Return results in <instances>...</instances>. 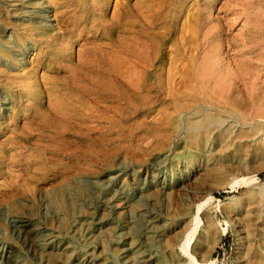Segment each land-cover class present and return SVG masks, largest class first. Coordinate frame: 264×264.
<instances>
[{
  "label": "rangeland",
  "instance_id": "374dc122",
  "mask_svg": "<svg viewBox=\"0 0 264 264\" xmlns=\"http://www.w3.org/2000/svg\"><path fill=\"white\" fill-rule=\"evenodd\" d=\"M179 1L0 0V264H264V0Z\"/></svg>",
  "mask_w": 264,
  "mask_h": 264
},
{
  "label": "bare ground",
  "instance_id": "6f19581e",
  "mask_svg": "<svg viewBox=\"0 0 264 264\" xmlns=\"http://www.w3.org/2000/svg\"><path fill=\"white\" fill-rule=\"evenodd\" d=\"M33 1H38V2H40V1H44V0H33ZM118 1V0H117ZM163 1V6H162V4H161V6L163 7H159L160 6V0H158V1H156V0H148L147 2L145 1V0H139V2L137 3V4H139V5H137V9H136V11H134V12H136V17H137V30L139 31V33H145V34H148V35H150L151 37H159L161 34L162 35H167V34H170V33H173V32H175V33H179L181 36H184V33H185V31H183V30H185L184 29V26H185V23H183V22H179L180 21V18H179V20H177L178 18H177V15H176V13H178V12H182V9H180V8H177L176 6L177 5H179L180 4V1L178 0H162ZM115 3V2H114ZM177 3V5H174V4H176ZM116 7V6H115ZM114 7V8H115ZM122 7V6H121ZM101 16H102V14H101ZM115 16V15H114ZM147 16H149L150 18H151V22H149V24H146V21H145V17H147ZM113 20H115V19H113ZM117 20V19H116ZM147 21H148V19H146ZM113 24V23H112ZM114 24H117L116 22L114 23ZM113 24V25H114ZM174 26V25H177V28L175 29V30H173L172 31V29L170 30L169 29V26ZM178 25H181L182 27H180V28H178ZM102 28H105V24L103 23V21H102ZM167 29V30H166ZM162 30H166L165 32H162ZM101 32H102V35H104L105 34V30H101ZM138 35V34H137ZM133 36V35H132ZM130 38H132V37H130ZM87 39V38H86ZM91 39V38H90ZM122 40V39H121ZM87 41V40H86ZM135 41H136V39H135ZM143 41V40H142ZM141 41V42H142ZM129 42V41H128ZM144 42V41H143ZM135 43V42H134ZM146 43H148V42H146ZM132 44V43H131ZM141 45V44H140ZM136 46H137V43H136ZM142 46V45H141ZM140 47V46H139ZM139 47H137L138 49H139V52H140V50H141V48H139ZM144 48H145V50H147L146 48H147V46H143ZM142 47V48H143ZM133 48V47H132ZM100 49H102V48H98V50H100ZM135 49V48H134ZM126 51V50H125ZM181 51H183V50H181ZM142 52V51H141ZM148 52V51H147ZM184 52V51H183ZM32 53V52H31ZM129 53V52H128ZM169 53V52H168ZM146 55H147V53H145ZM123 55V54H122ZM139 55V54H138ZM142 55V54H141ZM141 55H139V56H141ZM146 55H144V56H146ZM124 57H126V56H124ZM128 57H130L129 55H128ZM132 57V56H131ZM137 58H138V56H136ZM134 59H136V58H134ZM134 59H131V60H134ZM141 59H142V57H141ZM146 59V58H145ZM130 60V59H129ZM126 61H128V60H126ZM137 61V63H139L138 62V60H136ZM135 61V62H136ZM131 62V61H130ZM133 62V61H132ZM132 62H131V64H132ZM141 62V61H140ZM147 62V61H146ZM127 63V65H128V62H126ZM144 63H145V61H144ZM148 63V62H147ZM136 64V63H135ZM135 64H133L134 66H135ZM149 64V63H148ZM147 64V65H148ZM183 64V63H182ZM127 65H126V67H127ZM137 65V64H136ZM139 65V64H138ZM137 65V66H138ZM140 66H146V65H140ZM182 66V65H181ZM124 67H125V65H124ZM129 67V66H128ZM135 68V67H134ZM139 69H140V67H138ZM146 68V67H145ZM181 68H183V66L181 67ZM148 69V68H147ZM118 70V69H117ZM132 71H133V69H131ZM141 70H142V68H141ZM123 71V70H122ZM97 73H98V71H97ZM105 73V72H104ZM128 73V72H127ZM136 73V72H135ZM137 73H139V72H137ZM143 73V72H142ZM126 74V73H125ZM129 74V73H128ZM132 74V73H131ZM134 74V73H133ZM133 74L131 75V76H133ZM189 75H190V73H188ZM130 75V74H129ZM138 75V74H137ZM130 76V77H131ZM135 76V75H134ZM125 77H129V76H127V75H125ZM130 77L128 78V79H126V80H130ZM139 77V76H138ZM135 78H136V76H135ZM135 78H133V79H135ZM142 78V77H141ZM178 78H179V76H178ZM141 80V79H140ZM137 81H139V80H137ZM123 82V81H122ZM134 82H135V80H134ZM166 82V81H165ZM177 82V81H176ZM127 83V82H126ZM136 83V82H135ZM134 83V84H135ZM138 84V83H137ZM166 85V84H165ZM172 85V84H171ZM133 86V85H132ZM138 86V85H137ZM151 86V85H150ZM149 86V87H150ZM136 86H134V88H135ZM138 89H139V86L137 87ZM137 88L135 89V90H137ZM174 90V89H173ZM201 91V90H200ZM85 93V92H84ZM201 93V92H200ZM67 95V94H66ZM131 95V94H130ZM129 95V96H130ZM133 95V94H132ZM137 95V94H136ZM141 95V94H140ZM132 97V96H131ZM134 97V96H133ZM87 98V97H86ZM135 98H136V96H135ZM134 99V98H133ZM137 99V98H136ZM135 99V100H136ZM146 101V100H145ZM84 102H85V100H84ZM133 102V101H132ZM140 102V101H139ZM141 106V105H140ZM87 111V110H86ZM228 113V112H227ZM63 114V113H62ZM59 115V114H58ZM64 115V114H63ZM60 116V115H59ZM66 116V115H65ZM57 117V116H56ZM61 117V116H60ZM66 119V118H65ZM84 119H88V117H86V118H84ZM56 129V128H55ZM28 131V130H27ZM9 159H11V158H9ZM252 175H254V174H252ZM193 187V186H192ZM191 189V188H190ZM262 191V190H261ZM260 191V192H261ZM193 192V191H192ZM195 193V192H194ZM193 193V194H194ZM195 195V194H194ZM187 196V195H186ZM199 197V196H198ZM201 198V197H200ZM152 199V198H151ZM196 199V198H195ZM259 199V198H258ZM260 199H261V197H260ZM192 200V199H191ZM257 201V200H256ZM192 203H193V201H192ZM134 204V203H133ZM202 204L203 203H201V202H197V203H195V207H194V211H193V213H192V217H191V220H190V222H189V224H188V222L187 223H185V224H187L186 226H185V228H183V230H182V232H181V234L178 236L179 238H176V239H178L177 241H178V248L180 249V252L182 253L181 254V257H185L186 256V259H188V260H181V261H179L177 264H191L193 261V255H192V253L188 250V244H189V235H190V232H191V226H192V223L196 220V218H197V213H198V211L200 210V208H201V206H202ZM256 204V203H255ZM258 204V203H257ZM194 214V215H193ZM259 214V213H258ZM170 216V215H169ZM159 214H157L155 211H153L152 210V213H151V220H150V222L151 223H157V221L159 220ZM183 217V216H182ZM190 218V217H189ZM91 220V219H90ZM161 227V226H160ZM87 228V227H86ZM86 230V229H85ZM181 231V230H180ZM120 233V232H119ZM175 243V242H174ZM263 251V250H262ZM264 255V254H263ZM139 261H145V259H144V257L143 258H139ZM188 261V262H187Z\"/></svg>",
  "mask_w": 264,
  "mask_h": 264
},
{
  "label": "trees",
  "instance_id": "16d2710c",
  "mask_svg": "<svg viewBox=\"0 0 264 264\" xmlns=\"http://www.w3.org/2000/svg\"><path fill=\"white\" fill-rule=\"evenodd\" d=\"M216 195H218V196H221V195H222V193H216ZM225 247H227V246H225Z\"/></svg>",
  "mask_w": 264,
  "mask_h": 264
}]
</instances>
